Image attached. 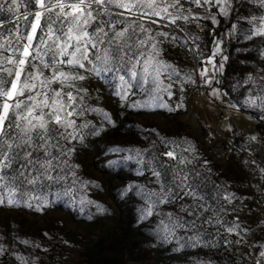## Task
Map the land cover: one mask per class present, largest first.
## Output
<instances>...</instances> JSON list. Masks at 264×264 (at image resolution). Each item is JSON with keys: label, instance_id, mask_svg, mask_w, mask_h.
<instances>
[{"label": "rangeland", "instance_id": "obj_1", "mask_svg": "<svg viewBox=\"0 0 264 264\" xmlns=\"http://www.w3.org/2000/svg\"><path fill=\"white\" fill-rule=\"evenodd\" d=\"M121 2L129 8L114 2L91 4L112 18L110 26L103 13L93 12L95 19L71 35L64 22L73 25V17L60 19L58 34L71 47L62 50V44L53 46L55 39H50L43 52L41 62L63 65L62 79L71 88L70 106L87 116L83 135H74L70 143V162L79 180L74 196L57 195L53 205L46 197L6 201L0 193V264H206L204 238L189 230L187 250L193 251L187 252L169 236L181 212L159 171L171 151H185L190 159L197 154L205 175L214 174L233 187L230 192L239 204L227 207L234 216L232 238L248 239L262 251L264 195L247 184L236 150L250 138L264 140V0ZM43 3L33 12L32 26H37L35 31L31 27L23 61L30 55L43 15L58 9L57 0ZM69 11L66 7L61 12ZM36 13H41L38 22ZM83 31L91 35L77 41ZM107 31H112L113 41L102 51L97 45ZM121 31L125 34L117 36ZM148 31L151 45L145 39ZM127 33L143 41L145 51L130 59L128 69L114 71L112 47L127 41ZM88 38L99 49L93 68ZM73 53L84 67L67 63ZM22 69L21 64L20 75ZM19 79L16 75L17 89ZM132 88L138 91L131 94ZM16 97L5 96L4 102L12 106ZM115 121L121 124L118 131L109 124ZM97 131L98 141L93 139ZM166 142L170 151L165 150ZM262 142L248 145L264 160ZM155 151L163 156L160 163L149 162L142 154ZM187 193L198 200L203 197ZM118 219L122 223L116 228Z\"/></svg>", "mask_w": 264, "mask_h": 264}, {"label": "trees", "instance_id": "obj_2", "mask_svg": "<svg viewBox=\"0 0 264 264\" xmlns=\"http://www.w3.org/2000/svg\"><path fill=\"white\" fill-rule=\"evenodd\" d=\"M37 7V0H14V2L13 0H0V92L11 88L16 73L21 67L20 61L23 59V52L34 20L33 12ZM58 9H53L43 15L35 41L31 45L30 55L22 64L17 97L5 122L6 132L17 145H20L9 152L12 157L9 166L0 170V176L4 177L0 179V193L6 201L11 199L20 201L28 197H46L53 205V200L57 195L67 198L74 196L73 188L79 180L70 162L73 159L70 156L72 153L70 143L74 135H83L87 116L79 109H75V105L70 106V100L67 98L71 93V88L69 87L70 83L62 79L64 75H61L60 69L64 68L63 65L52 60L41 62L43 52L46 47L50 46V39H55L56 43L53 46L57 43L62 44V50L67 44V41L58 34L61 31L57 28L60 26V19H66L68 16L63 15ZM90 10L96 15L103 13L100 15L108 26L111 24L110 21L114 22L112 18L104 16L106 15L104 10L94 8H90ZM64 24L68 29L72 26L67 20ZM62 31L66 30L62 29ZM73 33L75 34V31ZM147 33L145 39L152 35L151 31ZM127 37V41L114 44L112 47L110 60L112 61L111 68L114 71L123 70L122 68L128 69L130 59L141 56L138 52L145 51L141 42L136 40L132 34L129 33ZM88 39L91 52L90 62L93 68L98 65L100 57L97 52L98 48L105 51L108 44L113 41V33L107 31L106 39L99 41L97 49ZM151 42L152 40L149 38L150 45ZM136 53L138 54L135 56ZM102 78L101 82L104 83L105 79ZM59 83H61L60 87ZM25 84L30 87L25 88ZM67 84L69 85L67 86ZM131 90L133 91H130L131 94L138 91L136 88ZM19 91H23V95L18 94ZM57 92L59 96L56 95ZM127 96H117L116 98L123 100ZM4 99L5 96L0 94V108H2ZM45 101H47V106H45ZM16 104H19L20 107L17 108ZM29 110H31V115H29ZM69 113H71L70 117ZM56 115L61 117L59 124L55 122ZM256 116L258 118V115ZM38 117H42L46 122V129L38 126ZM28 120H31L32 124L37 127L28 132L31 143L23 144L22 141L27 140L28 136H24L22 130L26 127L31 128ZM109 124L113 130H120L119 122L115 121ZM261 138L248 139L247 145L239 146V150L236 151L239 153V161L248 175L247 184L254 185L256 190L264 195V169L262 168L264 160L257 157L251 148L253 146L248 145L251 142L253 145L262 142L263 138ZM93 139L99 140L98 131L93 135ZM262 143L264 145V140ZM168 144V142L165 143V150L170 151ZM181 147L183 150L185 149L183 145ZM28 152H31V156L26 155ZM171 153L172 155H169L167 159L169 162L162 163L164 167L159 171L162 183L173 191L171 197L175 199L181 212L179 217L174 220V222L177 221V225L174 222V225L171 224L169 236L173 240L177 238L175 242L183 244L187 252L189 251L187 250L189 241L186 242L185 236L189 230L194 235L204 238L203 248L207 251L208 256L206 264H264V246L261 251V247L255 246L248 239L243 241L232 238L231 232L234 230V226L230 222L234 221V216L230 213V209L239 204L235 201L237 197L234 192H230L234 190L233 187L227 183H221V179L215 177L214 174L205 175V169L196 159L197 154L192 155L193 158L190 159L191 157H186V154L189 153L185 151L181 154L172 151ZM142 154L149 162L160 163L163 160V156L159 157L160 152L158 151ZM242 188L244 187L241 186ZM178 190L180 191L176 192ZM188 191H192L194 195L198 196L203 194V197H199L202 203L195 198L196 196L186 194ZM4 200H1L2 204L6 203ZM188 214L191 216L188 217ZM114 223L117 228L122 221L118 219ZM261 240L264 242V238ZM191 251L193 249H190L189 252ZM261 253L263 255L260 256Z\"/></svg>", "mask_w": 264, "mask_h": 264}, {"label": "snow or ice", "instance_id": "obj_3", "mask_svg": "<svg viewBox=\"0 0 264 264\" xmlns=\"http://www.w3.org/2000/svg\"><path fill=\"white\" fill-rule=\"evenodd\" d=\"M14 2V0H13ZM37 2L40 4L41 7H44V3L43 0H37ZM106 2L108 3H116L117 7L120 8H129V5L121 2V0H77V2L75 3H70L65 5L62 0H57V5L56 7H59L61 9V11L63 12L64 8L67 7L69 8L71 11H69L68 13H66V16H72L74 19V24L69 27L68 32L71 34L74 31H79L83 28L84 25H87L89 23V20L91 19H95V17L93 16V12L91 10L89 11H85L86 8L90 9L91 8V4L95 3V4H99V5H104ZM134 6V5H133ZM149 7H151V4H149ZM41 13H36V21L38 22L40 19ZM86 16V19H81V17ZM36 24H33L32 26V30L35 31L36 29ZM100 31H103V29H100ZM125 33L123 31L116 33L117 36H123ZM91 34H89L87 31H83L82 35H77L76 39L77 41H79L80 39H82L84 36H90ZM32 37H28L29 40H31ZM71 38V37H70ZM98 39V38H97ZM89 42L91 43V40H89ZM141 43H143V41H141ZM93 47H96V44L92 45ZM67 47H71V45H66ZM76 52H80V48L77 47L75 49ZM25 54H27V48H25ZM73 59L67 61V63L72 64H79L80 67H84V65L80 62L79 58L75 57V53H73ZM83 58L86 60L88 59V53L85 50L83 53ZM21 64L25 63V61L21 60L20 61ZM17 78H19L20 73L17 72L16 73ZM63 75V74H61ZM79 79H83V77H79ZM25 88L30 87L29 85L25 84L24 85ZM0 94H3L4 96H6L7 98L11 99L15 94H17V83L14 81L11 84V88L9 90L6 91H2L0 92ZM18 94L23 95V91H19ZM57 96H59V93H56ZM45 106H47V101L44 102ZM11 105H9L7 103V101L4 102V104L2 105V108H0V170L6 168L9 166V164L12 162V157L9 155V152L14 148V147H19L20 145H17L15 143V141L13 140V138L6 132V124L5 122L8 119V112L10 109ZM16 107L19 108L20 105L16 104ZM29 115H31V110H29ZM69 115H71V113H69ZM26 119V117H24ZM39 120V124L38 126L40 128H45L46 129V122L43 120L42 117H38L37 118ZM55 122L57 124H59L61 122V117L59 115H56L54 117ZM28 124L31 125V128H25L23 129V134L24 136H28V132L31 129H34L35 127H37V125L32 124L31 120H28ZM12 141V142H9ZM23 144H30L31 143V137L28 136L27 140H23L22 141ZM19 155V154H17ZM27 156H31V152L26 153ZM168 155H172V153H168ZM3 176H0V179H3Z\"/></svg>", "mask_w": 264, "mask_h": 264}]
</instances>
